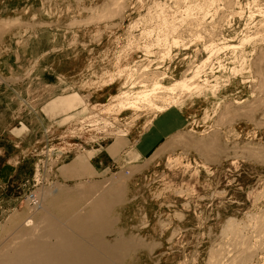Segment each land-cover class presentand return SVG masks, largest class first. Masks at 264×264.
<instances>
[{"label":"rangeland","instance_id":"rangeland-1","mask_svg":"<svg viewBox=\"0 0 264 264\" xmlns=\"http://www.w3.org/2000/svg\"><path fill=\"white\" fill-rule=\"evenodd\" d=\"M1 20L8 25L0 33V149L28 158L21 178L0 187V247L30 215L31 194L125 179V203L114 209L108 237L135 244L122 264H264V95L255 91L264 61L258 58L264 57V0H0ZM242 59L252 76L233 72ZM133 79L139 86L133 92L151 79L175 89L155 99H169L168 110L143 104L138 112L121 111L114 98ZM183 82H192L189 91L176 86ZM56 101L62 103L49 115L43 111ZM228 104L233 117L223 115ZM244 109L257 112L248 116ZM153 130L170 133L143 159H127ZM115 138L129 148L102 178L56 180L75 157L105 153ZM179 138L219 140L218 148L202 149L209 150L203 156ZM54 153L65 156L56 160ZM88 162L73 166L86 170Z\"/></svg>","mask_w":264,"mask_h":264},{"label":"bare ground","instance_id":"bare-ground-1","mask_svg":"<svg viewBox=\"0 0 264 264\" xmlns=\"http://www.w3.org/2000/svg\"><path fill=\"white\" fill-rule=\"evenodd\" d=\"M7 25L8 24H3L2 20H1V22H0V33L4 28L7 27ZM177 44H178V42H174V45H177ZM242 45H244V44H242ZM230 47L227 46L226 50ZM232 49L234 51V50H238L239 48L237 46H232V48L230 50H232ZM240 49H241V47H240ZM168 51H170V50H168ZM258 58H264V57H258ZM255 59H257V58H255ZM234 60H235V58H234ZM242 60H244V61L239 65L240 67L239 66L234 67L233 72L238 73V75H243L246 70H249L248 72L251 73V76H252V74H253L252 70L253 69L250 68L249 65L247 66V60L246 59H242ZM263 62L264 61L261 60L260 64L256 63L258 65L256 68V69H258V71L256 70V73L260 74L262 79H261V77L259 78L260 79L259 87H257L258 89L256 88L255 91L258 92V94L260 93L261 96L264 95V73H263L264 68H262V65H264V64H262ZM252 65H253V63H252ZM254 66H256V65H254ZM254 66H253V68H255ZM132 75H134V73ZM119 76H121V74H119ZM131 77H133V76H131ZM138 80H139V78H138ZM2 81L3 80H1V82ZM150 82L152 83V85L140 86L142 88V90H140L141 89L140 88L139 89L140 91L133 92V90L137 87V85L135 84L136 81H134V79H133L131 84L129 85L131 91L129 90V91L122 93L121 95H118L114 98L115 102L118 103V108L124 112H127V111L138 112V110H140V107L144 104L148 107L154 108V110L158 113L166 112L168 110L167 108H169V106L171 105V101L169 99H162L161 104H159V103H157V101L155 99L158 97L162 98V96H164V95H158L159 93L164 94L167 92V90H175V89H173L172 87L162 86L161 83L159 81H157V79H151ZM255 82H257V81L255 80ZM114 83H115V76H111L109 81H108L107 86L109 87V86L113 85ZM191 84H192V82H183V83H178L176 86L179 87L180 89L184 90V91L185 90L189 91V87ZM195 89L200 90V87L197 86ZM256 100H258V99H256ZM175 102H177V101H175ZM259 102L261 103V101H259ZM177 104H178V102H177ZM185 104H183V105H185ZM260 105L261 104H259V106ZM230 107H232V104L230 106L228 104V107L225 108L226 112L224 111L223 115H226L224 113L230 114L233 112V111H231ZM254 108H256V107H254ZM232 109H234V108H232ZM253 109H252V111H253ZM236 111L239 112V109ZM252 111L250 110L249 113L253 114L254 112H257L255 110L253 113H251ZM238 112H236V113H238ZM233 113L230 116L233 117L236 115V114L233 115ZM242 113H248V112L247 111L241 112V114ZM249 113L247 114L248 116L250 115ZM244 115L247 116L246 114H244ZM240 116L241 115H239V117ZM248 116H247V118L249 120ZM251 116H253V115H251ZM253 118H254V116H253ZM233 119H235V118H233ZM217 123H218V121H217ZM215 125H216V123H215ZM215 125H214V127H215ZM227 125H229V124H227ZM184 137H186V136L184 135ZM213 137H215V136H213ZM186 139L185 138H179V142H181L183 144H185L187 142L186 144H188L189 147L187 146L188 148L186 147V149H189V148L191 149L190 146H192V148L194 147V150H195V148H197L196 150L201 149L202 153L204 151L202 149L210 148L213 144L215 145V142H216V141L214 142V139L209 140L210 138L208 139L209 141L207 140L205 142L203 141L204 138H202V140L200 138L199 142H197V141L195 142L193 140L189 141L188 139L187 140ZM174 143H172V144H174ZM169 144H171V143H169ZM175 144L173 145L174 147H175ZM183 144H182V146H183ZM176 146L178 147L179 145L176 144ZM213 146H212L213 149L218 148L216 146H214V147ZM170 147H172V145ZM170 147H165V149L166 148L170 149ZM213 149H210V152H212V154L214 153ZM164 150H163V153H165V151H166V150L165 151ZM172 151H174V150H172ZM206 151H209V150H206ZM206 151H204V152H206ZM214 151H217V150H214ZM219 151H220V149H219ZM257 152H256V154H257ZM202 153L200 154L201 156H202ZM203 154H204L203 156H205L208 153L207 154L203 153ZM220 154H223V152ZM254 154H255V150H254ZM247 155H249V154H247ZM250 155H252V153ZM155 156H156V154H155ZM250 157H252V156H250ZM255 157L253 156V158H255ZM212 158H214V157H212ZM205 159H208V158H205ZM214 159L213 160L211 159V160L214 161ZM152 161H154V159ZM214 163H216V161ZM77 167L78 166H76V168ZM126 182L127 181H125V179H122V180L111 179L105 183L104 182L103 183H99V182L94 183V182L89 181L88 183H85V185H82V187H80V188L78 187L79 189H76V190L73 189L74 191H68L69 189L67 191H64V190L62 191V188L60 187V189H61L60 190L57 188L58 187L57 186L53 189L42 190L41 194L36 193L37 196H36V199H35L34 204H33L34 207L31 209L32 211H31L30 215L26 219H24V221H22V223L20 222L21 225H19L18 228L16 225V228H17L15 231L16 233H13L14 234L13 236H11L8 240H5V242L1 241L4 243H3L2 247H0L1 248L0 249V264H122L123 260H125V255L127 253L129 254V250L131 249V244H133V243H131V244L127 243V241L129 239L126 241L124 239L119 238V237H122L121 236V234H122L121 230H120L121 233L118 235L119 239H117L115 242L109 241L108 237L111 235H114V234H112L114 232L112 228H113L114 224H116V223H114L115 219L113 218V216H115V215L112 216V213H113L114 209L117 206L123 204V202L125 200ZM181 195H183V194L181 193ZM261 195L263 196V193ZM258 197L256 199H258ZM186 208H187V205H186ZM180 219H182V218H180ZM262 219H264V217ZM13 220H12V222H13ZM16 221H18V220L16 219ZM16 221H14V223ZM259 221L256 224V227L259 226V224H260ZM231 222L233 223L234 221H231ZM17 223H19V222H17ZM262 223L264 224V222H262ZM13 224H12V228L14 227ZM231 225L234 227V224H231ZM231 225H230V227H231ZM260 225H262V224H260ZM10 227H11V225H10ZM232 228H231V230L233 231ZM228 229H230V228H228ZM234 229H235V227H234ZM243 229H244V227H243ZM9 231L10 230H8V232ZM118 231H116V233ZM229 232H231V231H229ZM234 234H236V233H234ZM257 234H258V232H257ZM259 234H260L259 237L260 236L262 237V235L264 236V227L260 229ZM259 237H257V238H259ZM258 240H260V239H258ZM129 241H131V240H129ZM261 241H262V238H261ZM248 243H249V241H248ZM263 243H264V240H263ZM254 244H256V243H254ZM133 245H135V244H133ZM261 245L262 244H260V246ZM146 246H148V245H146ZM235 248L237 249V247H235ZM250 249H251V247H250ZM134 251L136 254L137 250H134ZM259 251H260V249H259ZM252 252L256 253L255 251H252ZM246 253L250 254L251 252H246ZM251 254L253 255V253H251ZM237 255H239V254H237ZM129 256H130V254H129ZM212 258H213V256H212ZM244 258H242V259H244ZM220 260H222V257H221V259H219V261ZM252 260H254V259H252ZM138 261H140V260H138ZM246 261H247V259H246ZM222 263H224V262H222ZM126 264H130V263H126ZM209 264H211V261ZM215 264H217V262ZM238 264H240V263H238Z\"/></svg>","mask_w":264,"mask_h":264},{"label":"crops","instance_id":"crops-1","mask_svg":"<svg viewBox=\"0 0 264 264\" xmlns=\"http://www.w3.org/2000/svg\"><path fill=\"white\" fill-rule=\"evenodd\" d=\"M63 99V97H61ZM62 101H56L52 104H48L47 106L44 107L43 111L47 113L48 115L50 114V108H58L59 104H61ZM53 105V106H52ZM29 113L31 115H36V110L30 109ZM166 118V117H165ZM169 118V117H168ZM169 121L171 119H168ZM176 124V123H175ZM23 127V125H21ZM43 123L40 124V127L43 128ZM173 124L170 125L171 129H174ZM20 130V129H19ZM28 130V134H29ZM170 133V132H169ZM169 133L163 134L160 132V130H153L151 133L146 135V137L141 140L140 142V149H138L137 154H132L133 152H129L127 159L128 158H134V157H140L143 159L146 155H148L155 147H157V144L164 139V137H167ZM13 134V133H12ZM25 134V133H24ZM26 137L28 136L27 134L25 135ZM26 137H24L26 139ZM16 141L19 139L22 141L23 137H16ZM24 141V140H23ZM22 141V142H23ZM129 143L131 144V140H128ZM151 143H147V142ZM17 142L16 145H14L15 148L18 147ZM137 143V142H135ZM5 148V146H4ZM0 149V187L11 185L12 181L15 179L21 178V173H22V163H27V158L28 155H24L22 159L20 154V157H18L19 154L15 152V155L11 157V154L8 152V150ZM129 146L125 139H117L115 138L114 141L110 144L108 149L105 151V153H98L92 156L91 154L89 157L85 156H80L78 155L75 157V159L69 163L68 165L62 167L59 171L58 174L56 175V180L62 183H71V182H82V181H87L90 179H100L102 178L103 175H106V173L113 168L119 161L120 158L124 157L126 155V151L128 150ZM92 156V157H91ZM80 160H86L88 162V168L86 170H82L81 167L76 168L73 166L74 163L80 161ZM80 164V163H78ZM85 164V163H84ZM66 168H72L66 170ZM32 173V171H31ZM27 179V177H26ZM25 179V180H26ZM31 180H33L31 178Z\"/></svg>","mask_w":264,"mask_h":264},{"label":"built area","instance_id":"built-area-1","mask_svg":"<svg viewBox=\"0 0 264 264\" xmlns=\"http://www.w3.org/2000/svg\"><path fill=\"white\" fill-rule=\"evenodd\" d=\"M46 135H48V132L46 131ZM65 156V153H54V155L52 156V158L58 160L60 158H63ZM44 169L47 168L46 163L43 165ZM36 199V195L31 194L29 197V201L31 202V204H34V201Z\"/></svg>","mask_w":264,"mask_h":264}]
</instances>
